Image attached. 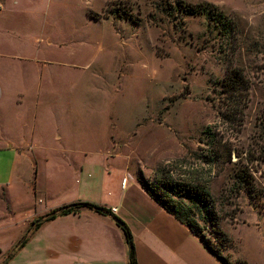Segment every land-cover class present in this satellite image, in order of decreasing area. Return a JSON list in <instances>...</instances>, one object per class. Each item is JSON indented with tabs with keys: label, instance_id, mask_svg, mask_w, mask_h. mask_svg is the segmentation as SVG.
I'll use <instances>...</instances> for the list:
<instances>
[{
	"label": "rangeland",
	"instance_id": "1",
	"mask_svg": "<svg viewBox=\"0 0 264 264\" xmlns=\"http://www.w3.org/2000/svg\"><path fill=\"white\" fill-rule=\"evenodd\" d=\"M181 2L197 5V14H185ZM54 24L42 33L57 40L59 58L80 65L59 67V86L71 88L72 108L44 125L90 147L108 145L116 156L108 163L142 169L149 181L156 172L200 179L216 204L219 228L247 251L255 234L243 221L264 219V135L258 127L264 114V0H70L57 8ZM229 66L251 83L242 127L221 116ZM208 129L242 153V163L235 155L225 166L205 163L211 148L201 139ZM99 157L88 155L86 165L108 164ZM65 161L59 158L57 165ZM243 165L257 182L253 198L237 189L234 170ZM194 219L217 240L210 222Z\"/></svg>",
	"mask_w": 264,
	"mask_h": 264
},
{
	"label": "crops",
	"instance_id": "2",
	"mask_svg": "<svg viewBox=\"0 0 264 264\" xmlns=\"http://www.w3.org/2000/svg\"><path fill=\"white\" fill-rule=\"evenodd\" d=\"M70 0H2L0 10V264H131L130 231L137 264H223L173 214L162 207L131 172L108 163L116 158L108 145L90 147L81 137L51 133L54 114H69L71 88L59 86L60 68H76L77 59H61L57 40L42 33L55 25L57 8ZM90 19L91 11L86 10ZM60 67V68H59ZM72 108V107H71ZM108 163L88 166V155ZM66 161L57 165L58 159ZM124 180L126 184L124 185ZM88 202V208L43 222L54 210ZM113 209H116L114 212ZM241 221L233 226H239ZM255 237L231 238L224 252L232 264H264V219L243 221ZM26 241L22 243L26 237ZM23 245L14 254L18 245ZM245 245V244H244Z\"/></svg>",
	"mask_w": 264,
	"mask_h": 264
},
{
	"label": "trees",
	"instance_id": "3",
	"mask_svg": "<svg viewBox=\"0 0 264 264\" xmlns=\"http://www.w3.org/2000/svg\"><path fill=\"white\" fill-rule=\"evenodd\" d=\"M184 4V2L180 3V9H183L185 14H197L196 11H193L197 5L192 3ZM123 14L126 18L136 22V19L127 13H121L119 14V17H124ZM90 15L96 20L100 19L99 14L91 13ZM250 92L251 83L243 71L239 68L229 66L222 82V95L224 99L222 100L221 116L223 121L232 124H237L239 122V127L243 126L242 122L244 121L245 110L248 107ZM258 124L261 133L264 135V114L258 118ZM201 142L206 143V145L211 148L210 153L204 157V162L210 166H225L226 164L233 163V155L239 158L238 162H241L244 159L242 153L237 152L236 149H232L222 135L218 137V135L213 133L211 129H208L203 133ZM234 173L236 183L238 184L237 189L241 192L247 193L253 198L258 187L253 171L248 166L243 165V168H236ZM158 174L159 172H156V176L153 180L149 181L144 174L140 172L139 181L152 198H154L168 212L173 214L180 222L188 226L191 232L198 236L204 245L216 255L223 264H232L229 257L226 256L224 252L232 249L234 243L218 226L216 204L207 185H204L200 179L197 180L196 178L194 180L183 181L175 179L167 172L161 177ZM80 208H88L103 215L110 214V211L104 207H99L88 202H80L76 203V207L74 208H68L61 211L59 215L75 212ZM60 210L61 208L52 211L50 214ZM195 216H198L202 222H210L214 226V229L212 230H216L218 236L217 240L214 241L206 236L200 223L194 219ZM56 217L57 216L49 217L46 221L53 220ZM118 220V224L125 230L130 243L131 264H137L130 231L123 221L120 219ZM42 224L43 223H38L37 221L33 222L31 226L32 228L30 227L28 233L31 235L34 231L39 229ZM216 243L219 244L217 247ZM22 246V244L18 245L17 249L14 250V254Z\"/></svg>",
	"mask_w": 264,
	"mask_h": 264
},
{
	"label": "water",
	"instance_id": "4",
	"mask_svg": "<svg viewBox=\"0 0 264 264\" xmlns=\"http://www.w3.org/2000/svg\"><path fill=\"white\" fill-rule=\"evenodd\" d=\"M74 207H76V204L62 207L60 211H56V212L50 214L49 216H46V217H44V218L38 220L37 222H38V223H43V222H45L49 217H52V216H58V215L60 214L61 211H64V210H66V209H68V208H74ZM109 215H110V214H109ZM110 216H111V217H112L117 223H119V220H118L116 217H114V216H112V215H110ZM27 237H28V235L23 239L22 243H24V242L26 241ZM12 255H13V254L10 255V257L4 262V264L7 263L9 259H11Z\"/></svg>",
	"mask_w": 264,
	"mask_h": 264
},
{
	"label": "built area",
	"instance_id": "5",
	"mask_svg": "<svg viewBox=\"0 0 264 264\" xmlns=\"http://www.w3.org/2000/svg\"><path fill=\"white\" fill-rule=\"evenodd\" d=\"M2 7V0H0V8ZM126 184V181L124 180V185ZM113 211L115 212L116 209H113Z\"/></svg>",
	"mask_w": 264,
	"mask_h": 264
}]
</instances>
